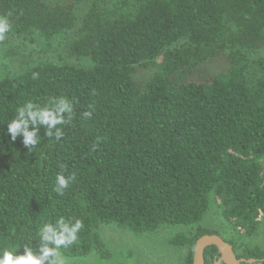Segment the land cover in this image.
Masks as SVG:
<instances>
[{
    "label": "trees",
    "instance_id": "1",
    "mask_svg": "<svg viewBox=\"0 0 264 264\" xmlns=\"http://www.w3.org/2000/svg\"><path fill=\"white\" fill-rule=\"evenodd\" d=\"M9 12L6 42L71 35L70 52L89 64L38 60L0 74V245L32 243L45 217L75 215L84 228L61 250L64 264L109 259L100 227L111 224L137 236L195 228L169 240L193 264L197 239L220 234L202 225L214 193L226 218L259 231L264 55L253 52L264 48V0H0V14ZM220 58L226 65L211 72L207 63ZM150 64L158 69L140 86L137 71ZM60 95L74 111L59 140L41 125L37 146L26 148L22 134L9 144L18 105ZM60 171L75 176L64 196L53 188ZM227 241L239 258L264 264L263 250L239 253ZM205 256L213 264L220 254L210 246Z\"/></svg>",
    "mask_w": 264,
    "mask_h": 264
},
{
    "label": "rangeland",
    "instance_id": "2",
    "mask_svg": "<svg viewBox=\"0 0 264 264\" xmlns=\"http://www.w3.org/2000/svg\"><path fill=\"white\" fill-rule=\"evenodd\" d=\"M88 1L78 5L77 13L81 17L87 8ZM70 36L56 37L50 42L36 36L35 41L30 42L20 37L0 42V74L13 76L23 73L38 60L52 61L56 63L87 66V58H78L70 52ZM253 54L264 55V48L255 50ZM213 73L220 72L226 65L223 58L207 63ZM155 65L140 67L135 79L143 86L157 71ZM260 163L264 169V156ZM210 209L205 215L202 225L216 230L225 239L237 244V251L251 247L264 251V213L260 215L261 226L258 232L247 234L240 227L223 214L219 200L214 193L211 196ZM195 228L185 226H163L158 230L137 236L128 229L116 225H102L100 234L105 240L112 256L107 260L99 259L92 254L82 261L65 264H182L187 253L186 248H176L169 244V240L178 233H189Z\"/></svg>",
    "mask_w": 264,
    "mask_h": 264
},
{
    "label": "clouds",
    "instance_id": "3",
    "mask_svg": "<svg viewBox=\"0 0 264 264\" xmlns=\"http://www.w3.org/2000/svg\"><path fill=\"white\" fill-rule=\"evenodd\" d=\"M11 15L10 12L0 14V42L5 41L12 31ZM32 78L38 79L39 74L33 72ZM92 107L89 105V109ZM73 111V101L63 95L50 96L43 102L25 100L15 108L14 115L6 123L5 132L11 136L9 144H14L22 134V144L26 148L37 146L41 139L38 135L41 125L46 126L45 136L59 140L64 135L63 126L71 122ZM92 115L91 110L83 112L84 119H89ZM74 180V175L58 172L53 184L54 191L64 196ZM83 228L82 218L75 215L45 217L39 224L32 243L0 245V264H64L61 250L77 243Z\"/></svg>",
    "mask_w": 264,
    "mask_h": 264
},
{
    "label": "water",
    "instance_id": "4",
    "mask_svg": "<svg viewBox=\"0 0 264 264\" xmlns=\"http://www.w3.org/2000/svg\"><path fill=\"white\" fill-rule=\"evenodd\" d=\"M210 246H216L220 254L213 264H254L258 261L256 258H239L232 243L220 234L207 233L199 237L195 243L193 264H207L205 255L206 249Z\"/></svg>",
    "mask_w": 264,
    "mask_h": 264
}]
</instances>
